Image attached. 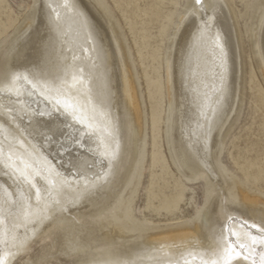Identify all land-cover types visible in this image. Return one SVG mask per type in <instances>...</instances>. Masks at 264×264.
Instances as JSON below:
<instances>
[{
    "label": "bare ground",
    "instance_id": "1",
    "mask_svg": "<svg viewBox=\"0 0 264 264\" xmlns=\"http://www.w3.org/2000/svg\"><path fill=\"white\" fill-rule=\"evenodd\" d=\"M33 1L31 15L0 44V89L10 86L6 69L27 74L37 85L33 90L31 85L18 83L19 100L14 93L0 91V229L18 234L21 239L25 236V228L18 227L19 209L11 200L19 201L21 193L27 195L28 187H18L5 164L20 168L28 164L55 180L57 188L60 180L67 182L61 193L65 211L37 239H31L29 228V246L22 253H27L33 241L51 239L56 232L62 234L59 248L52 251L56 243L52 241L50 248L40 249L34 261L61 255L65 259L62 264L70 260L76 264H201L202 260L213 264L215 257L210 253L216 247V237L222 228L234 223L227 217L256 223L264 211V196L230 183L217 162L223 132L241 102L239 44L245 37L255 46L264 80V7L251 21V32L245 31V36L249 16L245 18L225 0H202L206 9H197L195 0H189L178 11L163 63L166 143L182 175L190 178L204 174L208 184L206 201L191 225L167 228L110 248L106 246L108 231L99 240L92 233L94 226H106L95 221L111 208L112 199L131 174L137 152L142 108L133 73L117 31L97 0ZM255 8L256 4L252 9ZM213 16V26L201 35L198 30L202 21ZM84 18L88 24L83 23ZM217 33L227 53L226 73L220 66ZM222 74L225 92L220 96ZM56 101L60 102L61 111H56ZM65 102L75 107L83 123L63 110ZM210 107L217 109L215 113ZM9 109L14 110L15 118L8 115ZM106 121L114 132L111 146L119 144L118 162L108 184L88 198H79L82 181L103 166L104 145L99 133L93 134L87 125L103 126ZM208 127L210 133L206 132ZM85 164L91 168H85ZM78 168L82 175H77ZM56 173L61 174L59 178ZM52 194L55 196V191ZM176 196L164 198L162 204L171 209L177 205ZM115 229L123 233L122 227ZM234 230H239V224L234 225ZM0 250L6 264L19 255L10 244L0 245ZM25 259L28 263L33 261L29 256Z\"/></svg>",
    "mask_w": 264,
    "mask_h": 264
},
{
    "label": "rangeland",
    "instance_id": "2",
    "mask_svg": "<svg viewBox=\"0 0 264 264\" xmlns=\"http://www.w3.org/2000/svg\"><path fill=\"white\" fill-rule=\"evenodd\" d=\"M97 1L124 47L142 108V128L136 134L138 147L131 174L112 199L111 208L95 221L106 226H94L92 233L99 240L108 231L106 246L114 248L126 241H139L146 234L153 236L167 228L193 224L206 201L208 184L203 173L190 178L181 174L165 135L164 57L173 21L189 0ZM225 1L245 18L249 16L244 36L251 32V21L263 9L264 0ZM33 6V0H0V44L31 15ZM239 48L241 102L223 132L217 162L230 183L264 196V80L251 40L243 38ZM171 195H177L178 202L167 209L162 202ZM116 226L122 227L123 233H118ZM61 235L56 232L51 239L33 241L27 253L19 254L11 264H34L41 248H50L54 240L52 251L59 248ZM27 256L33 259L31 263L25 259ZM50 260L55 264L65 261L61 255Z\"/></svg>",
    "mask_w": 264,
    "mask_h": 264
},
{
    "label": "snow or ice",
    "instance_id": "3",
    "mask_svg": "<svg viewBox=\"0 0 264 264\" xmlns=\"http://www.w3.org/2000/svg\"><path fill=\"white\" fill-rule=\"evenodd\" d=\"M65 8L69 7L67 2L64 5ZM195 7L197 9H206L202 0H195ZM216 11L213 6V12ZM77 15L83 16L82 13L77 12ZM194 15V13H193ZM60 19L59 13L56 14V20ZM84 24H88L86 18L83 19ZM214 16L209 17L202 21L199 28V33L203 35L208 32L213 26ZM95 40V37H93ZM216 46L220 51L221 68L223 72H227V53L225 52L224 45L221 43L220 34H216ZM7 76L10 77V86L6 89H0V91H6L9 95L15 94L17 100L20 99L21 90L16 87L20 82H24L26 85H31L33 90L37 88L36 84H33L27 74L13 73L6 69ZM75 80V77H74ZM82 83V81H79ZM225 92L224 75H221V88L218 90V95L223 96ZM43 94V93H41ZM59 101H56V111H61L59 107ZM219 107V101H217V108ZM71 109V112L68 110ZM63 110L72 115L75 119H78L83 123L80 117L76 115L75 107L68 102L63 105ZM210 111L215 113L216 108H209ZM8 115L14 117V110L9 109ZM91 128L93 134L99 133L101 144L104 145V150L101 152L102 167L99 172L93 173L89 178H85L82 181V191L77 193L79 198H88L94 192L101 190L106 184H108L113 175L114 164L119 159V144L115 147L111 146V142L114 139V132L110 122L106 121L103 126L100 125H87ZM211 129L208 127L206 132L210 133ZM204 148L207 151V138H204ZM2 149H0V156H2ZM11 158L9 157V160ZM5 167L10 169L9 175L13 177L14 181L19 187L21 184L27 185V195L20 194V200H11V204L14 207H18V219L25 228V236L21 239L18 234L9 233L0 229V245H11L15 248L16 253L20 254L24 252L29 246L28 229H31V239H37L43 230L50 225L54 224L57 218L65 211V201L63 200L61 193L66 190L64 187L66 181L60 180V187H56V181L48 179V177L42 175L39 171L35 170L28 164H24L23 168L17 167L14 164L6 163ZM85 168H91V166L85 164ZM205 168L207 166L205 165ZM52 175L51 170L49 176ZM57 178L60 177V173L55 174ZM77 175H82L79 168L77 169ZM79 187V185H78ZM53 191L56 195L53 196ZM33 192L35 199L33 200ZM14 195V194H10ZM2 213V209H0ZM227 220L230 223L226 228L220 230L219 235L216 237L215 249L210 253L215 257L213 264H264V211H262L258 221L256 223H249L248 220L239 219L235 216H228ZM3 224V219H0V225ZM239 224V230H234V225ZM71 255V253H66ZM191 255V254H190ZM0 264H6L5 258L0 250ZM34 264H55L54 260H50L47 257H42ZM67 264H76L75 260H70ZM127 264V262H125ZM201 264H205V261H201Z\"/></svg>",
    "mask_w": 264,
    "mask_h": 264
}]
</instances>
